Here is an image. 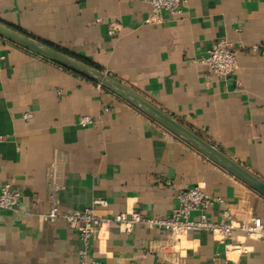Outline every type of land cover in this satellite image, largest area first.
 <instances>
[{
	"label": "crops",
	"instance_id": "obj_1",
	"mask_svg": "<svg viewBox=\"0 0 264 264\" xmlns=\"http://www.w3.org/2000/svg\"><path fill=\"white\" fill-rule=\"evenodd\" d=\"M144 0H0V23L97 68L264 181V0H185L153 18ZM112 32V33H110ZM238 68L219 78L200 61L219 40ZM0 190L23 192L0 210V264H80L79 231L62 212L98 198L100 215L164 218L180 190L198 185L239 222L264 221V195L111 89L0 37ZM29 112L30 120L24 119ZM94 123L83 126L79 119ZM242 244L247 252L232 250ZM103 264H264V242L237 231L171 238L114 223L96 232Z\"/></svg>",
	"mask_w": 264,
	"mask_h": 264
},
{
	"label": "built area",
	"instance_id": "obj_2",
	"mask_svg": "<svg viewBox=\"0 0 264 264\" xmlns=\"http://www.w3.org/2000/svg\"><path fill=\"white\" fill-rule=\"evenodd\" d=\"M152 6L153 18L161 22L163 11L176 15L183 11L185 0H144ZM112 33V32H110ZM5 55H0L1 61ZM200 61L219 78L230 77L238 68L236 52L231 48L227 40L217 41L209 50L207 56ZM29 112L24 114V119L30 120ZM94 123L90 116H83L79 124L87 126ZM59 187L51 186V209L48 214L42 215L44 219L54 222L57 218H64L70 227L79 231L81 247L79 249L80 264H103L91 256V245L96 232L101 228H110L114 223L131 232L136 226H148L161 228L167 231L171 238L178 239L193 231H205L218 236L222 241L231 239L235 232L242 231L248 237L264 242V221L260 217H254L249 222H239L228 210H224L220 221L216 222L209 217V211L220 199L208 195L200 186L195 185L184 188L178 193V205L172 214L164 218H151L139 212L119 213L113 217L100 215L96 207L107 208V199L98 198L93 201L91 207L83 211L62 212L58 198ZM23 192L14 189L9 184H4L0 190V210L15 209L22 199ZM232 250L247 252L242 244L231 245Z\"/></svg>",
	"mask_w": 264,
	"mask_h": 264
},
{
	"label": "water",
	"instance_id": "obj_3",
	"mask_svg": "<svg viewBox=\"0 0 264 264\" xmlns=\"http://www.w3.org/2000/svg\"><path fill=\"white\" fill-rule=\"evenodd\" d=\"M0 37L6 39L14 44L22 46L42 57H45L73 72H76L94 82H97L112 91L120 94L124 98L128 99L145 112L150 114L158 122L166 126L175 134L185 138L192 145L197 147L199 150L208 155L211 159L221 164L224 168L229 170L236 177L244 181L246 184L253 187L255 190L264 195V181L249 172L243 166L235 162L234 160L228 158L214 146L210 145L206 141L202 140L200 137L195 135L189 129L185 128L180 122L166 113L162 112L154 105L144 100L140 96H137L130 92L129 89L124 87L121 83L111 79L103 71L91 67L86 63L71 57L57 49H54L40 41L20 33L8 26L0 23Z\"/></svg>",
	"mask_w": 264,
	"mask_h": 264
}]
</instances>
